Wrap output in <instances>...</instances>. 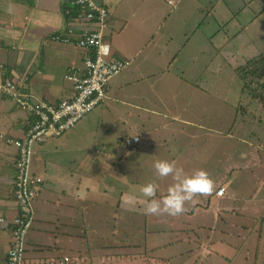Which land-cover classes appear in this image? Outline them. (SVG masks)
Wrapping results in <instances>:
<instances>
[{
  "label": "crops",
  "instance_id": "1",
  "mask_svg": "<svg viewBox=\"0 0 264 264\" xmlns=\"http://www.w3.org/2000/svg\"><path fill=\"white\" fill-rule=\"evenodd\" d=\"M107 1L109 3V6H106L109 12V27L106 30L105 42L110 45L107 58L127 62L123 70L128 69L130 64L132 65V74L123 73L116 78L115 82L119 83L121 87L122 84L133 81L134 74L139 80L146 79L149 85L141 84L140 86L153 93L162 90L160 88H163L166 83H160L164 78L163 75L167 76L170 79L169 83H171L173 77L167 75L170 74L167 72H169L171 65H176V60L179 62L181 58L178 42L185 41L187 45L194 43L192 37L196 32L197 24L201 27L204 21L208 22L209 14L203 13L202 10L205 6L210 7L212 5V0ZM217 1L227 11L232 8L230 5L236 6V0ZM239 2L248 3L249 6L255 2L254 8L257 10V0H239ZM167 4L170 6L169 12H166ZM61 7V0H0V65L6 68L4 70L0 67V81L4 77L16 79L21 75L27 76V86L29 93L32 95V101L43 100L56 103L59 100L71 97L73 90L70 82L65 78L66 71L71 66H82L83 50L55 43L49 38L51 34L60 31L64 25ZM233 9L237 8L231 10L233 11ZM207 11H211V9H207ZM212 11H216L213 6ZM252 11L254 13L253 9ZM203 14L204 16H202ZM262 14L263 12H259V17ZM200 16L205 19L199 20ZM179 20H184L182 24L189 27L188 34L181 30L182 24H178ZM256 20L257 15L253 21ZM219 27L222 35L217 38L221 41L218 45L229 43V39L226 40L227 32L224 31L225 24L213 26L209 36H215ZM178 28H180V31L176 33ZM205 28L207 27L205 26ZM213 29L215 30L213 31ZM125 31L130 32L128 38L123 37ZM153 32L158 33L160 39H155L156 33ZM212 39L210 38V40ZM151 44L152 47H149ZM197 48L199 53H203L207 49L204 47L201 50V47L198 46ZM189 52L193 53L191 47H189ZM194 52L195 56H190V59H193H191L193 67L196 65L195 61L197 60L196 47ZM156 59L160 60L158 62L160 66H151L150 62ZM189 66L191 65L188 63L185 68L182 64L177 65V72L173 79L176 83L184 84L183 75L189 72ZM123 70L114 76L119 75ZM185 85H187L185 90L188 92H191L195 87V84H193L194 86L189 85V82ZM196 85V90L201 93V98L206 101L205 107L207 109L208 91L212 88L211 84L200 82ZM113 89L115 88L112 84L110 86L107 83L106 99L115 100V97L109 94L110 90L114 92ZM171 89L172 87L165 88L166 91ZM144 91V89L137 86L132 91L134 95L128 92L127 96L131 98L140 97L142 95H139V93ZM141 99L146 98L141 97ZM122 101L128 104L129 107L140 108L146 112L149 110L150 112L154 111L153 107L149 109L125 98ZM180 107L181 105H178V108ZM184 111L175 113L172 119L181 123V133H185L190 139L196 138L197 134H189L183 126L194 124L199 128V122L195 123L185 116L183 118ZM194 112L198 114L197 110ZM28 119L29 113L24 108L17 106L11 98L0 95V133L19 137L27 127ZM91 122L92 119L84 122L83 130L86 137L91 135V132L85 131V128ZM165 124L162 123L154 130L162 129ZM141 125V129L137 130L140 133L133 135V137L139 138V142L133 146L137 147L140 143L143 144L141 137H144L149 143L151 141L150 147L141 148L140 151L137 150L132 154L136 158V165L151 166V159L154 161L164 159H160L157 155L160 154L158 152L160 149L154 147L159 143H155L153 138L146 137L151 131L144 128L143 122ZM217 132L219 134L224 133L223 128H219ZM66 134L62 133L59 137L52 138L46 143L36 144L33 147L31 168L34 173L43 178V181L33 202L35 218L27 232L22 264H126L127 255H133L134 258L140 257L141 261L133 262V264H151L150 260L154 262L171 260L172 264H216L214 258L226 257L223 254L226 252L223 247L226 239H215V232L219 230L218 223L222 221L225 227L228 226L220 213L224 209L220 205L213 208L217 217L214 218L213 225L209 228L210 231L204 232L207 225L200 217V222L179 220L177 223L174 221V226L171 229H159L158 231L170 236V238L164 237V242L159 246L152 245L148 248L145 242L143 245L127 246L125 243L117 244L111 240L102 241L103 237L116 234V227L112 225V222L110 224V220L116 221L118 212L117 208L113 210L109 204H116L119 207L122 203L125 211L129 212L128 214L140 215V210L145 206L147 199L140 192V187L148 182L136 179L128 180L125 192H120L118 200L115 196H112L116 193L103 190L99 181L86 179L87 163L91 162L86 159V148L82 144L79 146L80 139L78 137L74 135L66 136ZM225 136H229L228 131ZM167 140L168 138L164 139V141ZM166 148H169V146H166ZM104 151V148L102 150L96 149L95 154L103 158ZM167 151L169 154L167 156L168 160L177 163L178 157L181 155L180 151L176 156L172 154L173 149ZM113 153H116L115 149L109 154L105 153L103 159L108 164L112 161ZM15 161V147L5 144L0 139V217L3 219L0 221V264L5 262L7 250L11 244L12 220L18 212L16 202L12 197ZM168 182L173 183V180L168 179ZM258 185L264 188V180ZM219 187L225 188V191L218 196L215 194V190L212 194L214 198H232L226 194L229 191V186L220 184L217 188ZM164 192L167 193V189L158 184L156 196L162 198ZM123 196L126 198L123 199ZM211 198L210 196L209 199ZM263 203L264 195L258 193L257 206ZM207 211V208H203L200 213H207ZM260 215H264V210L257 214V219ZM259 219L264 220L263 218ZM243 227L247 228L248 226L243 225ZM197 228L202 229L200 233L194 232ZM220 230L224 234L228 232V230ZM255 230L257 231L255 232ZM144 231L149 230L144 227ZM228 235L231 234L228 233ZM251 235L255 236L251 238L252 243L256 244L258 238V241L262 240L264 244V230L257 229L256 226L244 238H237L241 240L240 243L234 244L232 242L228 245L232 247L234 253L231 256L228 255L226 264H233L237 261L238 254L244 253L243 248L251 253L253 244L251 243L248 246ZM188 239V244L192 246L190 248L187 246L183 253L192 254L190 263L180 260L181 252L179 254L165 252L167 249L170 251L176 244ZM263 251L264 249L260 250L257 245V254L254 253L252 256V264H263L261 262ZM157 252H160V254L157 255ZM247 256L244 257L245 260H247Z\"/></svg>",
  "mask_w": 264,
  "mask_h": 264
},
{
  "label": "rangeland",
  "instance_id": "2",
  "mask_svg": "<svg viewBox=\"0 0 264 264\" xmlns=\"http://www.w3.org/2000/svg\"><path fill=\"white\" fill-rule=\"evenodd\" d=\"M95 1L109 6L107 0ZM211 4L210 7L205 6L202 10L203 13L209 14L208 22L204 21L201 27L197 24L196 32L192 37L195 44L187 45L185 41L177 44L181 50L179 54L181 58L179 62L176 60V65H171L169 72H167L170 73L167 75L173 77L172 86L169 83L170 79L163 75L164 78L160 83H166L163 88H160L162 90H158L156 93L149 92L148 89L140 86L141 84L149 85V82L146 79L139 80L133 74V81L122 84L120 87V84L115 82L116 78L123 73L132 74V65L130 64L128 69L114 76L109 80L110 82L108 81L110 86L112 84L115 88L113 89L114 92L112 90L109 92L115 97V100L105 98L104 103L101 102L84 118H81L74 127L64 133H67L66 136L74 135L78 137L80 139L79 146L82 144L86 148V159L91 161L87 163L86 179L99 181L101 188L115 192L116 194L112 196H115L118 200L120 192H125L128 180L156 181L165 189H168L169 185L172 184L168 182V179H172L170 176L166 178L157 177L153 168L155 162L153 159L150 162L151 166H141L135 163L136 158L132 153L141 148H149L151 141L149 143L144 137H141L144 145L140 143L137 147L128 146L124 143L126 137H133L135 133H140L137 130L141 129L142 122L144 128L151 131L146 137L153 138L155 143H159L154 147L160 149L158 151L160 154H157L160 159L168 160V149H173V156H176L180 151L181 155L178 157L177 166L182 167L185 174L190 175L197 169L206 170L215 181V190L218 185L225 184V186H229V191L226 194L232 198L216 199L212 195L213 193L207 196H197L192 202L185 205L186 210L182 215L175 217L145 215V206L140 210V215L134 213V215H130L128 211H125L122 203L119 207L116 204H109L113 210L117 208L118 212L117 220H110V224L112 222V225L116 227V234L103 237L102 241L111 240L117 244L125 243L127 246L143 245L145 242L148 248L152 245L159 246L164 242V237L170 238L168 234L158 231L159 229H171L174 226V221L177 223L179 220L200 222V217L207 225L204 232L210 231L209 228L213 225L214 218L217 217L213 208L220 205L224 208L220 213L228 226L225 227L223 222L220 221L217 225L219 230L215 232V239H226L223 246L226 249V252L223 253L226 257L219 256L221 259L216 257L214 261L216 264H226L228 255L231 256L234 253L232 247L228 246L230 243H240L241 240L237 238H244L256 226L257 229L264 230V220L259 219H264V215H260L257 219V214L264 210V203L257 206V194L264 195V188L258 185L264 180V108L257 104V100L250 97V90H264V77L254 80L251 85L249 80L252 77L248 76L247 85L249 88L243 86L244 83L237 72L238 68L246 64L249 59L256 58L259 53L264 51V0H257V10L254 8L255 2L249 6L248 3L243 4L236 0V6H230L237 9L232 11L231 8L230 12L223 8L221 4H218L217 0H212ZM212 6L216 11H212ZM169 8L170 6L167 4L166 12H169ZM207 9H211V11H207ZM259 12H263L260 17ZM256 15L257 20L253 21ZM202 16L199 20L205 19ZM230 17L232 18L230 19ZM183 21L179 20L178 24L181 25ZM218 21L226 25L224 31L227 32L226 40L229 39V43L218 45L221 41L217 38L222 35L220 27L217 29L218 33L215 36H209L213 26L223 25ZM246 24L247 26H245ZM181 30L186 34L190 31L185 24H182ZM178 31H180V28L177 29L176 33ZM109 32L111 31L109 30ZM129 35L130 32L125 31L123 37L128 38ZM154 38L160 39L158 33L155 34ZM194 38L196 39L194 40ZM210 38L213 39L210 40ZM197 46L201 47V50L204 47L207 49L203 53H199ZM149 47H152V44ZM189 47L192 48L193 53L189 52ZM195 47L197 49V60L195 61L196 65L193 67V59L191 58V60L190 56H195ZM227 53L229 54L227 55ZM185 60L191 66L188 67L189 72L183 75L185 81L181 85L173 79L178 64H182L184 68L187 67ZM159 61L156 59L150 62V65L160 66ZM251 70L252 68L242 70L241 75L246 73L249 75ZM187 82H189V85L195 84L191 92L185 90L187 88L185 83ZM200 82L210 83L212 87L208 91L207 109L205 107L206 101L201 98V93L196 90V84ZM137 86L145 90L142 92L143 94L139 93L142 96L135 98L127 96L128 92L132 93ZM170 87H172L170 91L165 90V88ZM132 94L134 95V92ZM141 97L146 99H141ZM121 98L149 109L153 107L154 111L150 112L149 110L146 112L140 108L129 107L128 104L123 103L124 101ZM178 105H181V107L178 108ZM244 106H247V108H244ZM195 110L198 114L194 112ZM183 111V118L185 116L195 123L199 122V128L194 124L183 126L189 134H197L196 138L190 139L185 133H181V123L172 119L175 113ZM138 115L140 116L138 117ZM89 119H92V122L88 124L85 131L91 132V135L86 137L83 127L84 122ZM162 123H166L162 129L154 130ZM219 128H223L224 133L219 134L217 132ZM227 131L229 132L228 137L225 136ZM167 138L168 140L164 141ZM166 146H169V148H166ZM102 148L108 154L113 149L116 150V153L112 154L110 164L103 159L105 153L103 158L95 154L96 149L102 150ZM165 192L163 196L166 195ZM210 196L211 199H209ZM124 198L126 197L123 196ZM156 198L159 199L160 197L156 196ZM203 208L208 209L207 213H200ZM243 225L248 227L244 228ZM144 227L149 231H144ZM220 229L228 230V232L224 234ZM201 230L197 228L194 232L200 233ZM228 233L231 235L229 236ZM253 237L255 236L251 235L248 246L252 243L251 238ZM187 241L189 239L176 244L170 251L167 249L165 252L169 254H179L181 252L180 260L190 263L192 254L183 253L187 246L188 248L192 246ZM252 244L251 253L243 248L244 253H239L237 261L233 264H252V256L254 253L257 254V245L260 250L264 249L263 241H258V238L256 244ZM158 253L160 254V252L156 254L159 255ZM262 253L261 262L264 264V251ZM246 255H248L247 260L244 258ZM140 261V257L134 258L133 255H127L125 263L133 264V262ZM150 263L172 264L171 260H161L160 262L150 260Z\"/></svg>",
  "mask_w": 264,
  "mask_h": 264
},
{
  "label": "built area",
  "instance_id": "3",
  "mask_svg": "<svg viewBox=\"0 0 264 264\" xmlns=\"http://www.w3.org/2000/svg\"><path fill=\"white\" fill-rule=\"evenodd\" d=\"M61 3L64 25L49 38L55 43L84 51L82 66H71L65 74L73 96L56 103L32 101L27 76L4 77L0 81V95L11 98L29 113L27 127L21 136L0 133V139L16 149L12 197L18 209L12 220L11 244L4 264H22L26 235L34 222L33 202L42 183V177L31 168L34 145L59 137L74 127L85 114L103 102L108 81L127 65L125 61L107 58L110 45L105 42V36L109 12L105 4L95 0H61ZM0 67L6 70L3 65ZM137 142L139 138L136 136L124 139L128 146ZM224 191L220 187L215 194L220 196Z\"/></svg>",
  "mask_w": 264,
  "mask_h": 264
},
{
  "label": "clouds",
  "instance_id": "4",
  "mask_svg": "<svg viewBox=\"0 0 264 264\" xmlns=\"http://www.w3.org/2000/svg\"><path fill=\"white\" fill-rule=\"evenodd\" d=\"M153 168L158 178L170 176L173 183L168 187L166 195L159 199L156 198L158 190L156 181H150L140 187V192L147 198L144 209L145 215L173 217L182 215L186 210V204L192 202L197 196H207L215 190V181L204 169H197L188 175L185 174L182 167L177 166L175 161L169 160H156Z\"/></svg>",
  "mask_w": 264,
  "mask_h": 264
},
{
  "label": "trees",
  "instance_id": "5",
  "mask_svg": "<svg viewBox=\"0 0 264 264\" xmlns=\"http://www.w3.org/2000/svg\"><path fill=\"white\" fill-rule=\"evenodd\" d=\"M256 58L249 59L246 62V64L239 67L237 70V72L239 74V78L244 83V85H243L244 87L248 86L247 81H248L249 77H252V79L249 80V83L251 85L253 84L254 80H256V79L259 80L262 77H264V51L259 53ZM251 68H252V70L249 73V75L247 73L245 75H241L242 70H248ZM105 92H106V87H105ZM250 97H251V99L257 100V104H259L261 107L264 108V90H262V91L250 90ZM244 108H247V106H244Z\"/></svg>",
  "mask_w": 264,
  "mask_h": 264
}]
</instances>
